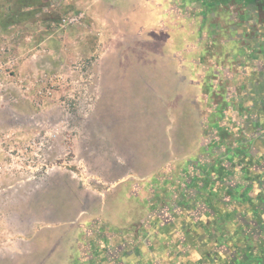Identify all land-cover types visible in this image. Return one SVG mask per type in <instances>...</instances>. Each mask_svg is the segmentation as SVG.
<instances>
[{
  "label": "rangeland",
  "instance_id": "rangeland-1",
  "mask_svg": "<svg viewBox=\"0 0 264 264\" xmlns=\"http://www.w3.org/2000/svg\"><path fill=\"white\" fill-rule=\"evenodd\" d=\"M115 1L0 0L3 67L24 79L22 91L9 86L0 105V132L17 139L22 165L19 174L0 176V200L7 189L0 236L22 238L27 253L0 251V264H42L49 248L63 250L77 212L83 237L67 264H264L257 250L264 240L237 218L245 161L235 158L242 138L251 137L240 154L256 139L248 122L254 112L245 118L236 101L247 103L255 88L264 95V80L254 78L264 72L256 48L264 46V9L246 0L245 15L229 0L223 8L233 28L218 29L221 20L211 15L197 34L189 0L176 9L173 0L151 2L150 17L165 15L142 30L140 23L126 30L123 2L112 7ZM31 10L42 15L32 19ZM74 12L85 13L69 25L79 36L60 44L57 28ZM44 26L55 33L49 46ZM240 119L244 127L233 130ZM254 148L264 163V143ZM225 153L235 157L211 174ZM124 215L135 221L116 231L111 221Z\"/></svg>",
  "mask_w": 264,
  "mask_h": 264
},
{
  "label": "crops",
  "instance_id": "crops-1",
  "mask_svg": "<svg viewBox=\"0 0 264 264\" xmlns=\"http://www.w3.org/2000/svg\"><path fill=\"white\" fill-rule=\"evenodd\" d=\"M102 0H98V4H95L94 6H98L100 7V4ZM182 0H173L174 2V7L176 9L177 4L180 2L181 4ZM226 0H189L187 6H189L190 12H189V17L191 18V25L194 26L196 25L197 28L194 29L193 31L196 32L197 34H199L200 28L201 26H204L207 22V19L210 18V16L212 15V19H214L216 16L220 18L221 21H217L219 22L220 27L218 29H221L223 27L226 26V20H227V13L225 10H223L224 4H225ZM109 2V1H108ZM117 2L119 3V0H116L113 3H110L112 7H116ZM123 3H120V7L123 6L124 8V12L121 13L120 17L124 18V20L126 21V30H129L133 27L134 24L140 23L139 26L141 28H139V30L143 29L144 23L145 24H151L154 23V25H152V27H156L155 25H157V21L159 16H161L162 14L165 15L164 13H158L156 15H158L156 17H150L152 15L151 11H155L154 6H155V0H122ZM154 4V6L151 4ZM168 7V6H167ZM153 9V10H151ZM23 9H21V11H16V14L14 16H16L17 14H21L23 13L22 11ZM157 10V8H156ZM30 18L35 19L38 18V16L42 15V13L40 12H36V11H30ZM150 12V13H149ZM156 13V11H155ZM216 13V16H214L213 14ZM83 17L80 21V23L82 22V20L85 18V13H82ZM92 22L90 21V24L92 25V30L97 29L98 28V24L96 21V17L92 16ZM32 19H30L32 21ZM194 19L197 21H195L196 23H193ZM23 21V20H22ZM78 24V23H76ZM76 24H72V25H76ZM17 24H15L14 26H16ZM18 26V25H17ZM130 27V28H129ZM44 28L46 30H48V32H50V34H48V38H46L42 44L49 46L51 45V41L52 38L54 37L55 33L51 28H47L44 26ZM58 29V36H61L62 38H59V43L60 44H64L66 41L70 42L71 38H75L76 36H79V34H76L77 31L78 33H80V29H78L77 31L74 30V27L69 26V25H62L61 27L57 28ZM99 29V28H98ZM125 29V28H124ZM41 30V29H39ZM17 31V30H16ZM38 29L36 28L35 32H37ZM57 31V30H56ZM81 35V34H80ZM31 37V39L28 41V45H31V43H33L32 41L34 40V36ZM53 36V37H52ZM81 37L84 39V42L88 43V41L86 40V36L85 35H81ZM56 38V37H54ZM33 39V40H32ZM198 41L196 40V43ZM264 46H259L257 50H259V55H260V59L264 58V50H262ZM191 48H196V45H191ZM202 56V55H201ZM195 62V60H193ZM197 69H196V74H202V69L201 66H199L200 61L197 59ZM67 62V60H66ZM180 63L182 62L181 60L179 61ZM199 62V63H198ZM240 62V61H238ZM264 62V59H262L261 63ZM181 65V64H180ZM247 74V72H246ZM243 75L240 78L242 79L243 77L246 76ZM255 74V73H254ZM242 75V74H241ZM239 78V79H240ZM255 79H259L264 80V72H260L258 74L255 75L254 77ZM242 86V85H241ZM256 92L254 94H249L247 95V97L245 96L244 101H247V103H243V100H239V102L236 101L237 105H238V110L243 109V113H245L243 116H245L246 118V112H250L253 111L254 115L252 118L249 119V123L252 124V129L253 132L251 131V134H254L256 136V139H254L255 141H253V146H252V150H246L244 151L242 154L240 151V148L242 146H247V144L249 143V140L251 139V137H249L250 132H248V137L249 138H242L239 143L237 144L238 146V156L235 157V154H229V153H225L223 154V156L220 157V159L217 158L216 161H212L211 165L212 167H210L211 170V174L216 173L217 168L221 165H225L226 161L232 160L233 157H235L237 160H240V163H242V161L244 160V165L239 166L240 169L242 170V174L240 175L241 177V184L238 186V192L240 193V198L238 199V201H236L237 203V208L239 209V215H238V221L241 223V225H244L245 223H252L253 224V230L256 233V236L258 235V242H262L264 240V163H262L261 157H262V153H260V151H257L254 146L255 145H260V143H264V133L262 132V126H261V121L260 119L264 117V95H258V91L255 88ZM253 107L251 109H249V107ZM237 122V124H236ZM234 125L231 126V128L234 129H238L243 128L245 122H243L241 119L239 121H236ZM225 120H223L222 124L225 126ZM228 125V123L226 124ZM250 128V127H249ZM224 130L227 133H230V131L228 129ZM242 140H244V145L242 143ZM240 145V146H239ZM229 152V151H228ZM216 162V164H215ZM220 164V165H219ZM244 166V167H243ZM253 169V170H252ZM191 170V169H190ZM214 170V172H213ZM229 170V169H226ZM19 174V173H17ZM16 174V175H17ZM15 175V174H12ZM192 175H193V171H192ZM213 175V176H214ZM127 176H130V174H126L125 177L120 178L119 180L114 182V185L112 188H115V186L121 184L122 182H125L127 180ZM20 187V186H19ZM209 188H213L214 186L212 185ZM7 189H2V197H1V204H4V200L6 198V191ZM16 191V189H14ZM219 192V189L217 190ZM5 193V194H3ZM128 198V197H127ZM129 200V199H127ZM6 201V200H5ZM104 203V201H102ZM146 204H148L149 206H152V201H143ZM5 207V206H4ZM77 217H74L72 219H69L67 222L69 223V225H71V230L74 231L73 235H72V239H70V241H68L67 244H65L63 250L62 248H59L58 250H55V248L51 247L49 248L50 252L46 253V260H44V262L42 264H67L68 260L67 258L70 256L71 251H75L76 253H78L79 250V240L83 237V234H81L80 232V228L78 227L79 224V212H77ZM3 218H5V216H2ZM227 220V219H226ZM3 221V220H2ZM135 219L133 216L131 215H124L123 219L121 218V221H111V226L116 230V231H120L121 230V225H125L126 228L127 227H131L130 224L134 223ZM228 222V220L226 221ZM73 224H77V226H73ZM249 229L246 227L241 231V234L243 235V237H246V234L249 233ZM117 234V232H116ZM82 236V237H81ZM22 238L19 237H8V236H0V243L2 244V247H0V251H2V254L5 256H20V255H25L27 254L26 251L21 247L20 243L22 242ZM76 245V246H75ZM257 250H259V252L264 251L262 247H259ZM79 254V253H78ZM55 256H65L64 259H62L61 262H57L54 263L55 261H53V257ZM255 257V256H254ZM259 257V256H258ZM257 258V257H255ZM251 259V258H250Z\"/></svg>",
  "mask_w": 264,
  "mask_h": 264
},
{
  "label": "built area",
  "instance_id": "built-area-1",
  "mask_svg": "<svg viewBox=\"0 0 264 264\" xmlns=\"http://www.w3.org/2000/svg\"><path fill=\"white\" fill-rule=\"evenodd\" d=\"M83 14L70 13L61 19L62 25L76 24L81 21ZM4 60L0 57V105L4 102L3 96L9 86H14L19 92L22 91L24 79L22 77H15L3 67ZM9 61V60H8ZM32 143H37L32 139ZM42 143V141H40ZM19 142L14 136L8 132H0V176L8 173H20L21 152L18 148ZM31 145V144H29Z\"/></svg>",
  "mask_w": 264,
  "mask_h": 264
},
{
  "label": "flooded vegetation",
  "instance_id": "flooded-vegetation-1",
  "mask_svg": "<svg viewBox=\"0 0 264 264\" xmlns=\"http://www.w3.org/2000/svg\"><path fill=\"white\" fill-rule=\"evenodd\" d=\"M228 1L229 0H226L225 3H228ZM230 1H233L232 5L235 7L236 12H240V10H243V14L245 15L251 12L249 9L246 8L247 7L246 6L247 4L245 3L246 0H230ZM263 1L264 0H249V3L254 4V7L256 10H261V9H264ZM223 10H225L227 13V10L225 8H223ZM213 15L216 16V13H214ZM226 18H227L226 20L227 24L223 28H225L226 31H229L228 27L233 28L234 24H232L230 20H228L229 17H226ZM257 26L259 27V25ZM258 45H260V43ZM256 48H258V46Z\"/></svg>",
  "mask_w": 264,
  "mask_h": 264
}]
</instances>
